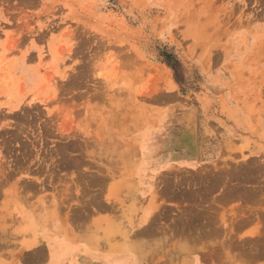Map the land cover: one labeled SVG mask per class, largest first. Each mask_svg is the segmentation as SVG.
Wrapping results in <instances>:
<instances>
[{
    "label": "rangeland",
    "instance_id": "obj_1",
    "mask_svg": "<svg viewBox=\"0 0 264 264\" xmlns=\"http://www.w3.org/2000/svg\"><path fill=\"white\" fill-rule=\"evenodd\" d=\"M53 234L264 264V0H0V264Z\"/></svg>",
    "mask_w": 264,
    "mask_h": 264
},
{
    "label": "crops",
    "instance_id": "obj_2",
    "mask_svg": "<svg viewBox=\"0 0 264 264\" xmlns=\"http://www.w3.org/2000/svg\"><path fill=\"white\" fill-rule=\"evenodd\" d=\"M61 240L62 238H60L58 234H53L52 236H48L47 238L46 247L50 251V263L76 264L75 259L77 257V253L79 252V249L70 244L67 245L65 244L67 242H61ZM62 251L63 254L61 255Z\"/></svg>",
    "mask_w": 264,
    "mask_h": 264
}]
</instances>
